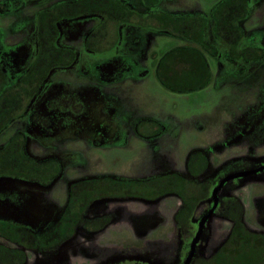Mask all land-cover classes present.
I'll return each instance as SVG.
<instances>
[{"label":"rangeland","instance_id":"rangeland-1","mask_svg":"<svg viewBox=\"0 0 264 264\" xmlns=\"http://www.w3.org/2000/svg\"><path fill=\"white\" fill-rule=\"evenodd\" d=\"M109 5L103 50L87 45ZM42 17L74 56L39 68L26 107L0 108V264L184 263L181 224L239 161L264 164V0H0V97L35 62ZM18 152L52 165L43 183L6 160ZM113 184L142 192L104 195ZM223 191L194 264H264V173Z\"/></svg>","mask_w":264,"mask_h":264},{"label":"flooded vegetation","instance_id":"flooded-vegetation-1","mask_svg":"<svg viewBox=\"0 0 264 264\" xmlns=\"http://www.w3.org/2000/svg\"><path fill=\"white\" fill-rule=\"evenodd\" d=\"M113 3L117 7V3L116 2H113ZM110 4H111V2H110ZM60 7L64 8V10H70L72 12H76V8H78V7H76V5H68V7L62 5ZM60 7H59L58 11H61ZM107 9L108 10H107L106 14L108 15V18L104 19V21L102 22V25L100 27H98L97 30L95 32H93L88 37V39L86 41L87 45L98 46V48H101L102 50H103V46L105 45L104 43H105V41L108 38L109 31H107V30L109 28V25L112 22V20H114V18H116V16L118 15V12L116 11V8H113V6L109 5ZM43 15H45V14H42L40 16H43ZM68 15H70V14L68 13ZM124 15H126V14L124 13ZM126 16H123V18L126 17ZM120 18H122V15H120ZM47 19H49V18L48 17L46 19L44 17L40 18L41 27L39 29V40H38V44H39V48L40 49H39V52H38L37 57L35 59V62L31 65V67L29 68V71L21 79H19V81L16 84H14L13 86L9 87L8 88L9 91L7 93H4L2 95V97H0V108L4 107V104H5L4 103V98H5V96H7V94H9L10 98H15V97L19 98L20 101H22L21 105L23 107H26L28 105V103H29V100H28L29 92H31L32 86L34 84L33 78H35V77L38 78V75L36 73H37L38 70H40L39 68L46 67V69H49L52 66H55V65L61 64V63H65L64 61L70 62L71 59H73V56H74V52L73 51H71L70 49H59V48H57V46L53 45L54 44L53 40L55 41V38L50 36L51 30H50L49 23L46 22ZM52 45H53V47H52ZM49 47H50V49H49ZM48 63H52L51 66ZM62 67H66V64L62 65ZM16 112H15V109H13L11 111V114L15 115ZM16 141L17 140L12 141L11 144H14ZM12 148H11V150H13ZM242 162H244V163H242ZM258 162L259 161L253 162V161H250V160L249 161H239L238 162V166L239 167L241 166V168H245V165H248L247 168L249 167V169L241 171V172H237V173H245V172L255 171V170H258V169L264 167L263 163L262 164H258ZM191 168H192V166H191ZM261 173H264V170L258 172L255 175H252V176L240 177V178H236L234 180H231L229 182H226L224 187L226 185H228L229 183H232V182H235V181L241 182L245 178H252V177H255L257 175H260ZM224 178H222L221 181ZM214 181L211 182V180H208L207 181L208 185L212 186ZM220 182H218L217 187L219 186ZM224 187L217 194V200H218L217 206H215V201H214V198H213L211 209L209 211H207L206 214L203 215L204 217L200 220V222L197 223L196 226L194 225L193 227L188 228L187 225L185 224V222L181 224V226L184 227V229H180L181 232L182 233L184 231L185 232H189V233H187V238H189L191 234H194L192 239H191V241L188 242V245H186L185 248L181 249L182 253H186L188 251L189 252L188 256H189L190 253H191L192 242L195 239V237H196V235H197V233H198V231L200 229V225H201L202 221L204 219H206V217L209 215V213L213 210V214L211 215V217L208 218L205 221V223H204L203 230H202V235L200 237L199 242L196 244L195 253H194V256H193L190 264H194L195 261L197 260L196 258L198 257L197 256L198 247H200L201 240H202L205 232L207 231V229H208V227H209V225L211 223V220L213 218L217 217L219 215V213L221 212V210L223 209V207H224V203H222V200L220 199L221 194H223L224 191L226 190L225 189L222 192ZM193 229H195L194 233H193ZM188 256H187V258H188ZM146 262H149V264H155L150 259L147 260ZM185 262H186V260H185ZM185 262L182 263V264H185ZM107 264H117V263L110 262V263H107ZM131 264H143V263L134 262V263H131ZM144 264H146V263H144Z\"/></svg>","mask_w":264,"mask_h":264},{"label":"trees","instance_id":"trees-1","mask_svg":"<svg viewBox=\"0 0 264 264\" xmlns=\"http://www.w3.org/2000/svg\"><path fill=\"white\" fill-rule=\"evenodd\" d=\"M125 14L127 15L128 13H125ZM12 145H13V148L12 147L11 148L13 150H15V148L18 146V142L16 141ZM16 150H18V149L16 148ZM21 153H22V151H21ZM21 153L18 152V154L17 155L15 154V156L7 154L6 155V160L11 161V163L12 162H16V167L21 171L20 174H21L22 178L27 179V180L28 179H34L35 181H38V182L44 181V180H41V179H42V176L45 173H43V171L40 170V168L46 167V169H48L52 165L48 164V162H46V163H41V162L37 163L36 161L32 162L31 160L24 158L22 156L23 154L21 155ZM191 166H192V161L189 160V168H191ZM8 170H10V169H5V170H1L0 169V173H7V172H9ZM13 174H15V172ZM175 179H177V181H176L175 184L173 183L174 189H172L171 191L177 193L179 196L184 197L186 200H190V199L193 200L195 197L193 195H191V194H188L187 190L184 187H182V184L184 183V180L180 179L178 177H176ZM171 184H172V182H171ZM114 186L115 185L113 184L112 188ZM139 186H141V184H136V185H133L131 187H125L123 185H119V186L116 185V187H114V189H109L107 192L104 193V195H109L110 192L111 193H121L122 192L124 194H138V193L142 192V191L141 192L138 191V187ZM94 188L97 190V189H100L101 187L100 186H95V187L80 186L79 189L80 190L86 189V191H87V190H93ZM115 189H117V191H115ZM78 194H79L78 189L74 188V191L72 193L73 201H76V200L80 199L81 196H79ZM239 216H240V211H238V213H237L236 210H235L234 215L232 216L233 219L235 220V228H234L235 236L237 237V236L240 235L241 238H245V239L250 240L249 237L247 236V233H244V227L239 222ZM65 227H66V225L63 224L62 227H61L62 230ZM19 242H20V244H22L21 241H19ZM248 244H250V243H248ZM3 245L4 244L2 242H0V247L3 246ZM257 250H259V248Z\"/></svg>","mask_w":264,"mask_h":264},{"label":"water","instance_id":"water-1","mask_svg":"<svg viewBox=\"0 0 264 264\" xmlns=\"http://www.w3.org/2000/svg\"><path fill=\"white\" fill-rule=\"evenodd\" d=\"M263 170H264V167H262V168H260V169H258V170H255V171H250V172H245V173H237V174H234V175H230V176L226 177L225 179H223V180L220 182L219 186H218V187L214 190V192H213V198H214V201H215V206H217V202H218V200H217V194H218V192L224 187V185H225L226 182H229V181H231V180H234V179H236V178H240V177L252 176V175H255V174H257L258 172L263 171ZM212 214H213V210L209 213V215L206 217V219H204V220L202 221V223H201V225H200V229H199V231H198V233H197L195 239H194L193 242H192V245H191V253H190V255L188 256V258L186 259L185 264H190V263H191V260H192V258H193V256H194V253H195L196 244L199 242L200 237H201V235H202V230H203L204 223H205V221H206L208 218L211 217Z\"/></svg>","mask_w":264,"mask_h":264}]
</instances>
